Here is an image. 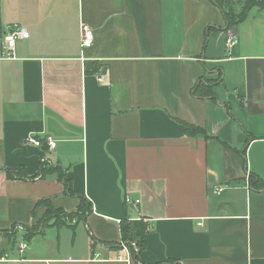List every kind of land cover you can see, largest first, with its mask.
<instances>
[{
    "label": "crops",
    "instance_id": "0c3cea01",
    "mask_svg": "<svg viewBox=\"0 0 264 264\" xmlns=\"http://www.w3.org/2000/svg\"><path fill=\"white\" fill-rule=\"evenodd\" d=\"M248 14L225 30L211 0H0V246L13 225L38 223L40 200L66 214L81 204L43 164L92 203L28 241L32 250L47 227L71 229L65 254L22 257L16 247L20 258L10 249L0 263L264 264V188L249 180H264V8ZM18 22L30 37L8 58L3 33ZM209 80L214 97L197 96ZM125 218L146 238L138 263L120 243Z\"/></svg>",
    "mask_w": 264,
    "mask_h": 264
},
{
    "label": "trees",
    "instance_id": "16d2710c",
    "mask_svg": "<svg viewBox=\"0 0 264 264\" xmlns=\"http://www.w3.org/2000/svg\"><path fill=\"white\" fill-rule=\"evenodd\" d=\"M215 1L217 5L220 6V8L223 10V14L226 17V25L224 27L225 30H228L230 27L234 25H238L241 22L244 21V19L249 15V11L252 7L258 6L261 8H264V0H245L243 7L241 9H236L233 5V2L230 0H211ZM206 41H207V35H206ZM215 82L209 80L207 83L200 82L194 87L195 94L197 96H211L214 97L215 92L213 90ZM186 132L191 136H204L208 138L209 136L206 134L205 129L202 127H198L194 124L186 123ZM249 141V140H248ZM42 174L43 176L48 175L52 172L58 173V179L64 182V185H66L67 190L70 194L78 195L81 200V204L79 205L76 212L71 213H64L62 209L56 208L54 204H52V200L49 199H42L38 203V205H42L46 207V212L43 217H41L38 221V223L34 226L28 229V233L26 234V238L28 241H31L33 237L38 234V232L43 231V229L50 225L51 219H53L54 216H57L59 214H64L66 216H76L77 220L80 218H83L86 215V212H90L92 209V203L86 199L83 195L79 194L73 186L70 184L69 180L66 179L65 173L61 168L59 167H47L45 164L42 165ZM7 172L8 177L14 178V177H20L23 175L20 172H15L12 170H5ZM250 185L254 189H263L264 188V180H262L260 177L254 175L253 173L249 176ZM57 214V215H56ZM48 217V218H47ZM47 219V220H46ZM55 223V221L53 222ZM120 229H121V244H126V246L130 250L131 258L138 263L139 258L138 255L141 251L144 250L146 247V238L141 236L138 233V228H136L135 222L130 218H125L120 221ZM9 231V230H8ZM5 231V232H8ZM96 244V243H94ZM156 264H168L164 262L156 263Z\"/></svg>",
    "mask_w": 264,
    "mask_h": 264
},
{
    "label": "rangeland",
    "instance_id": "374dc122",
    "mask_svg": "<svg viewBox=\"0 0 264 264\" xmlns=\"http://www.w3.org/2000/svg\"><path fill=\"white\" fill-rule=\"evenodd\" d=\"M57 215V214H56ZM48 218V217H47ZM47 220V219H46ZM77 220L76 216H66L64 214H59L57 216H54L53 219H51L50 221V225L53 224V222L55 221V223L58 224H68V223H73ZM82 225V224H80ZM20 227H17V225H13L12 228H10V230L6 233H4L5 237L3 243L1 241V246L4 245V243H8L5 247H2V250L0 252V256H3L4 254H6L7 252H9V250L11 249V251H15V248L18 247L20 242H27L28 240L26 238V234L28 233V229H23L21 230L20 228V233L21 235L17 234V229H19ZM31 229V228H30ZM46 233L43 236H40V239L37 241L33 240L32 243V250L26 249L25 252L22 255V257H29L30 253H36V256H40L42 258H52L54 257V255H63L65 254L71 247L70 245V239H71V234H72V230L70 229L69 234L68 231H66V228H62V229H56V227L52 226V227H47L46 229ZM60 232V237L57 238V233ZM0 246V247H1ZM83 250V246L78 245L77 247V251H82ZM19 252V250H18ZM16 253L15 254L18 258H20V255ZM10 257V256H9ZM18 258H9V259H5L3 261H5L6 263H0V264H23L21 263V259ZM23 262V261H22ZM24 264H58L57 262L53 261H39V262H32L31 260H29V262H24ZM60 264H68V263H60ZM70 264V263H69Z\"/></svg>",
    "mask_w": 264,
    "mask_h": 264
},
{
    "label": "built area",
    "instance_id": "2783aa9c",
    "mask_svg": "<svg viewBox=\"0 0 264 264\" xmlns=\"http://www.w3.org/2000/svg\"><path fill=\"white\" fill-rule=\"evenodd\" d=\"M82 42L81 45L82 47H91L93 45L94 42V37H95V33L94 31L89 28V27H83L82 28ZM29 32L27 31L26 27L23 26L21 23H13L11 25L8 26V30L4 31L3 33V56L8 57V58H12L13 56H15V46L17 43V40L19 38H29ZM227 44H233L236 42V38L235 35L230 34L227 39H226ZM102 79V78H100ZM27 140L34 144V145H38L41 146L43 145V141L38 138V137H34L33 135H29L27 137ZM49 148L50 149H54L57 146V140L53 139L52 137H47L46 138ZM126 198V203L127 204H137L140 202V200L136 199L134 200L133 198H130V196L125 197ZM124 245V248L126 251H130L128 249V247ZM28 247V243L27 242H20L18 245V250L20 254H23L24 251L27 249Z\"/></svg>",
    "mask_w": 264,
    "mask_h": 264
}]
</instances>
